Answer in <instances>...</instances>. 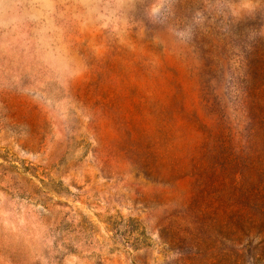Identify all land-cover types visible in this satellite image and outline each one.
<instances>
[{
    "label": "rangeland",
    "instance_id": "rangeland-1",
    "mask_svg": "<svg viewBox=\"0 0 264 264\" xmlns=\"http://www.w3.org/2000/svg\"><path fill=\"white\" fill-rule=\"evenodd\" d=\"M256 205L264 0H0V264H264Z\"/></svg>",
    "mask_w": 264,
    "mask_h": 264
},
{
    "label": "clouds",
    "instance_id": "clouds-1",
    "mask_svg": "<svg viewBox=\"0 0 264 264\" xmlns=\"http://www.w3.org/2000/svg\"><path fill=\"white\" fill-rule=\"evenodd\" d=\"M5 13L6 14H21L26 15L28 9L35 7V5H24V4H6L5 6ZM160 12V8H155L152 11V16H158ZM199 31V23H192L187 26H185L183 29L175 31L174 36L176 38V41L180 44H190L195 42L197 39V34Z\"/></svg>",
    "mask_w": 264,
    "mask_h": 264
},
{
    "label": "trees",
    "instance_id": "trees-1",
    "mask_svg": "<svg viewBox=\"0 0 264 264\" xmlns=\"http://www.w3.org/2000/svg\"><path fill=\"white\" fill-rule=\"evenodd\" d=\"M256 208L258 209V211H260V215L264 216V205H262V206L256 205ZM240 218H242V216H239L237 219H239V221H240ZM262 244H264V240H263V242H261V245Z\"/></svg>",
    "mask_w": 264,
    "mask_h": 264
}]
</instances>
